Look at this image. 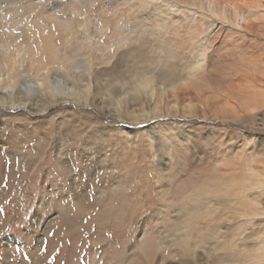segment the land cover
Returning <instances> with one entry per match:
<instances>
[{
    "label": "rangeland",
    "instance_id": "rangeland-1",
    "mask_svg": "<svg viewBox=\"0 0 264 264\" xmlns=\"http://www.w3.org/2000/svg\"><path fill=\"white\" fill-rule=\"evenodd\" d=\"M176 2L183 0H0L2 84L60 79L76 94L45 112L38 100L0 104V264H251L233 249L234 224L219 203L238 190L245 164L223 165L219 150L252 141L248 154L259 151L264 101L241 71L227 83L231 64L190 84L197 59H169L170 37H160L165 14L183 10ZM238 39L250 53L264 49L259 29ZM81 73L85 81L72 79ZM175 77L191 85L185 103L198 114L157 115L147 99L122 110L101 102L142 82L160 92ZM89 84L95 99L86 103Z\"/></svg>",
    "mask_w": 264,
    "mask_h": 264
},
{
    "label": "bare ground",
    "instance_id": "bare-ground-1",
    "mask_svg": "<svg viewBox=\"0 0 264 264\" xmlns=\"http://www.w3.org/2000/svg\"><path fill=\"white\" fill-rule=\"evenodd\" d=\"M175 6L179 7L177 2ZM180 8L183 10H179L178 14H175V12L165 14V21L161 24L163 31L160 37L166 39V41L168 40V36L170 37L167 44L170 45L171 48L168 52H165L169 59L182 58L181 56L183 53H185L183 55V59L185 60L189 58V56L190 58L195 57L197 59L195 64H193L192 73H190L189 79L192 81L190 84H199L203 79H209L208 81L214 78L216 79L220 66H222V70L226 66L228 67V64H231L230 67L232 68H227L228 70H226L227 73L225 74V77L229 78V82L227 83L235 85L233 78L240 77L238 74L239 71H241L240 75L243 74L252 79L254 85L253 89L256 91V93L254 92L255 96H258L264 101V59L261 60L264 56V49H262V53H250L247 46L240 44V41L243 39H238L250 35L251 32L256 29L264 31V0H204L201 2L200 0H183L179 9ZM177 10L178 8L175 11ZM175 15L176 17H174ZM195 16H197L196 19L194 18ZM182 17H185L186 21L191 22L192 25H184L182 22L178 23V19ZM184 31H186L185 34ZM182 45V51L179 52ZM186 50L188 51L186 52ZM18 57H21V54ZM239 61L243 63L241 66H239ZM203 69H206L207 73L204 71L202 76ZM162 75L164 76L165 73ZM243 75L241 76L242 78ZM166 76H168L167 73ZM86 78V74L81 73L77 76L75 75L72 79L77 82H83ZM160 78H162V76H160L159 79ZM242 78L239 79L241 83ZM2 82L1 79L0 104L12 105L13 107L16 105L28 106L31 105L32 100H38L35 104L36 108L40 112H45L48 105H52L56 102L58 103L59 97L67 96L69 99L70 96H76L75 89L67 87L60 79H53L51 81L48 78L47 83H40L38 80L27 77L22 80L20 85L10 84L7 86H4ZM155 82H157V80ZM185 82V79L177 77L171 81L169 87L163 88L162 91L160 89V92L152 91V93H148V90H151L154 82H142L136 84L131 92L121 97L118 96L116 102L113 100L107 101L105 98H102L101 102H104L103 105L109 108L115 107L117 104L116 110H122L121 107L129 108V103L127 102L130 100L134 99L135 105L138 104V106H141L143 101L147 99L153 100L155 105L153 113L157 115L160 114L168 117L176 113L182 116H193L198 114L199 110L194 108L191 104L186 105L185 102L190 100V90L188 89L191 85L187 86ZM36 86L40 88L39 91L36 90ZM222 87V89H224V85ZM88 88L85 98L87 101L86 103H88L87 97L92 95L90 84ZM144 90H146L145 94L147 93L145 98H143ZM258 91L261 93H257ZM132 93L134 94L133 97L130 95ZM149 95L152 96L153 99H150ZM91 97H93V100L95 99V95ZM71 100L73 101V99ZM254 102L255 101H253L252 104ZM142 107L143 105L141 108ZM214 110L212 113L216 115V117L226 115L223 111ZM203 115L207 117V115ZM251 142L252 141L240 142L241 146H239V143H236L235 145L237 147L239 146V148H235L234 146L235 150L233 152L228 149L219 150L220 153H222L221 161L223 165L229 167L233 162L231 159H239V161L245 164L244 170H237V173L240 174H238L236 178L239 179V182H242L240 184L241 186L239 185L240 187H236L238 190H233L234 188L229 191L226 190L227 193L225 191V197L222 198L219 203L221 202L222 207L227 208L226 210L229 212L228 215H224V213L222 215L234 224L233 249L237 250L236 253L239 256H243L245 259L247 258V263L264 264V143H260L262 146L258 152L248 154V146ZM241 162H238V167ZM232 167L234 168V166ZM228 196H230V198H228L229 200L225 199ZM45 202L46 196L42 199L41 208L44 207ZM228 207H231V209H228ZM251 226L259 229L257 231L258 234L244 239L245 232ZM257 241V245L252 250H242L244 249L241 248L242 246L252 245V243L254 244Z\"/></svg>",
    "mask_w": 264,
    "mask_h": 264
}]
</instances>
